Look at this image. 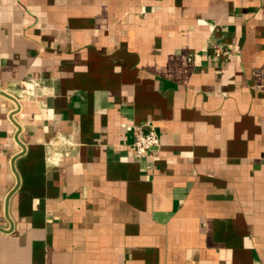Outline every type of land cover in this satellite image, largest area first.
I'll return each instance as SVG.
<instances>
[{
    "label": "crops",
    "instance_id": "obj_1",
    "mask_svg": "<svg viewBox=\"0 0 264 264\" xmlns=\"http://www.w3.org/2000/svg\"><path fill=\"white\" fill-rule=\"evenodd\" d=\"M0 264H264V0H0Z\"/></svg>",
    "mask_w": 264,
    "mask_h": 264
},
{
    "label": "built area",
    "instance_id": "obj_2",
    "mask_svg": "<svg viewBox=\"0 0 264 264\" xmlns=\"http://www.w3.org/2000/svg\"><path fill=\"white\" fill-rule=\"evenodd\" d=\"M220 52V50H217ZM133 141L131 148L137 158L154 156L160 147L159 134L152 126L135 127L132 131Z\"/></svg>",
    "mask_w": 264,
    "mask_h": 264
}]
</instances>
